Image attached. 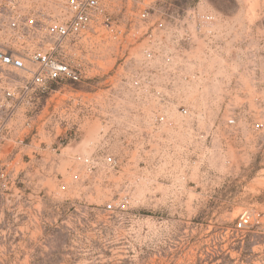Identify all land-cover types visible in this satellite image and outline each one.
Segmentation results:
<instances>
[{"label":"rangeland","instance_id":"rangeland-1","mask_svg":"<svg viewBox=\"0 0 264 264\" xmlns=\"http://www.w3.org/2000/svg\"><path fill=\"white\" fill-rule=\"evenodd\" d=\"M106 9L58 50L80 83L0 107V264H264V0Z\"/></svg>","mask_w":264,"mask_h":264},{"label":"built area","instance_id":"built-area-1","mask_svg":"<svg viewBox=\"0 0 264 264\" xmlns=\"http://www.w3.org/2000/svg\"><path fill=\"white\" fill-rule=\"evenodd\" d=\"M40 1L36 5L27 2L24 8L29 13L24 19L21 18L24 13L20 11L23 0L9 1L10 11L18 15L16 20L12 18L13 26L27 32L37 31L40 36L34 42L26 38L29 35L23 34L20 41L23 50L0 47V87L7 100L6 104L4 100L0 102V107L6 105L11 108L14 100L26 97L40 102L54 90V84L80 83L84 78L81 68L59 57L58 50L65 48L69 40L82 36L97 25L109 26L110 13L106 8L117 0H46V3L42 2L45 3L43 6ZM37 14L41 17H37ZM12 72L21 80H12L8 74ZM139 83L134 82L135 85ZM161 119L164 122V116ZM100 157L108 169L118 165L116 156L111 153ZM76 158L93 167L99 165L94 152L89 155L77 154ZM114 207L110 202L105 205V210L113 211Z\"/></svg>","mask_w":264,"mask_h":264},{"label":"trees","instance_id":"trees-1","mask_svg":"<svg viewBox=\"0 0 264 264\" xmlns=\"http://www.w3.org/2000/svg\"><path fill=\"white\" fill-rule=\"evenodd\" d=\"M76 84H77V83H75V85H76ZM55 85H57V84H54V85H53V89H54V86H55Z\"/></svg>","mask_w":264,"mask_h":264},{"label":"bare ground","instance_id":"bare-ground-1","mask_svg":"<svg viewBox=\"0 0 264 264\" xmlns=\"http://www.w3.org/2000/svg\"><path fill=\"white\" fill-rule=\"evenodd\" d=\"M90 149V148H89Z\"/></svg>","mask_w":264,"mask_h":264}]
</instances>
